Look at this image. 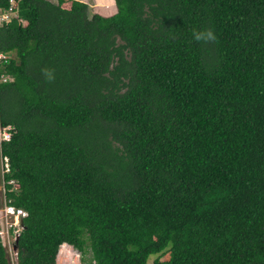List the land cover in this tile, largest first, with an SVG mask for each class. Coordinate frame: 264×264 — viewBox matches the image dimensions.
<instances>
[{"label": "trees", "instance_id": "16d2710c", "mask_svg": "<svg viewBox=\"0 0 264 264\" xmlns=\"http://www.w3.org/2000/svg\"><path fill=\"white\" fill-rule=\"evenodd\" d=\"M64 1L0 23L18 264H264V0Z\"/></svg>", "mask_w": 264, "mask_h": 264}, {"label": "built area", "instance_id": "2783aa9c", "mask_svg": "<svg viewBox=\"0 0 264 264\" xmlns=\"http://www.w3.org/2000/svg\"><path fill=\"white\" fill-rule=\"evenodd\" d=\"M15 14V2L9 0V5L0 10V23L8 21ZM4 53L0 52V57H4ZM13 126L7 124L0 125V146L3 140H8L11 136ZM10 171L8 157L1 153L0 148V244L3 246L8 257V264H18V253L14 249V243L17 235H20L21 230L24 228L23 217L27 215V211L20 206L11 202L5 196L6 186L5 183H13L14 178L6 180L4 175ZM18 251V248H17ZM80 260V254L76 251L75 262ZM72 263V264H73Z\"/></svg>", "mask_w": 264, "mask_h": 264}, {"label": "rangeland", "instance_id": "374dc122", "mask_svg": "<svg viewBox=\"0 0 264 264\" xmlns=\"http://www.w3.org/2000/svg\"><path fill=\"white\" fill-rule=\"evenodd\" d=\"M53 1H57V0H53ZM82 1L87 2L90 5V7L92 8L93 11H98V9H97L98 6L95 4L96 3L95 0H82ZM111 1H113V0H111ZM63 4H64V6H68L70 4V0H65L63 2ZM0 185H1V182H0ZM65 247H66L65 251L62 252L60 257L58 258V264H72L73 262H75L76 251L77 250L74 247L70 248L69 246H66V245H65ZM73 264H79V263L77 261L76 263H73Z\"/></svg>", "mask_w": 264, "mask_h": 264}, {"label": "clouds", "instance_id": "9594fccd", "mask_svg": "<svg viewBox=\"0 0 264 264\" xmlns=\"http://www.w3.org/2000/svg\"><path fill=\"white\" fill-rule=\"evenodd\" d=\"M193 38L197 42L207 43V42L214 41L216 39V36H215L213 30H211V29H204V30H200V31H195L194 30V32H193ZM44 73H45L46 79H48L49 81H51V80L54 79V75H53V73L51 71L44 70Z\"/></svg>", "mask_w": 264, "mask_h": 264}, {"label": "water", "instance_id": "95a60500", "mask_svg": "<svg viewBox=\"0 0 264 264\" xmlns=\"http://www.w3.org/2000/svg\"><path fill=\"white\" fill-rule=\"evenodd\" d=\"M18 239H19V235H17L16 241L14 243V249H15L16 252H17V248H18Z\"/></svg>", "mask_w": 264, "mask_h": 264}, {"label": "crops", "instance_id": "0c3cea01", "mask_svg": "<svg viewBox=\"0 0 264 264\" xmlns=\"http://www.w3.org/2000/svg\"><path fill=\"white\" fill-rule=\"evenodd\" d=\"M62 244H65L66 246H69L70 248L72 247V245L71 244H69V243H67V242H63ZM61 246V245H60ZM73 248V247H72ZM56 264H57V262H56Z\"/></svg>", "mask_w": 264, "mask_h": 264}, {"label": "bare ground", "instance_id": "6f19581e", "mask_svg": "<svg viewBox=\"0 0 264 264\" xmlns=\"http://www.w3.org/2000/svg\"><path fill=\"white\" fill-rule=\"evenodd\" d=\"M63 247H65V244H64V246H62L61 249H60L59 257H60V255L62 254L61 251H62V248H63ZM59 257H58V258H59ZM57 264H58V262H57Z\"/></svg>", "mask_w": 264, "mask_h": 264}]
</instances>
